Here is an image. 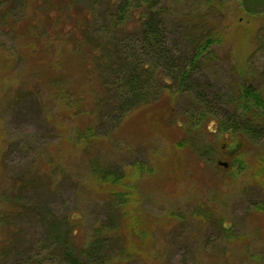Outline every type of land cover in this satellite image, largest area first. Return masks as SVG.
Masks as SVG:
<instances>
[{"label":"rangeland","instance_id":"rangeland-1","mask_svg":"<svg viewBox=\"0 0 264 264\" xmlns=\"http://www.w3.org/2000/svg\"><path fill=\"white\" fill-rule=\"evenodd\" d=\"M20 1L0 0V14L20 11L9 25H0V59H5L0 64V218H6L0 227V264H62L58 245L48 241L54 236L22 207L34 202L48 213L46 218L73 229L68 244L77 252L89 244L95 229L118 226L102 250L112 258L107 264H264V141L223 135L212 117L190 121L200 107L192 86L172 103L164 94L117 126L112 116L101 121L97 111L89 117L71 114L47 87V79L32 72V58L25 54L33 55L31 47L46 49L41 59L51 65L50 75L67 76L64 92L76 84L77 92L88 98L102 89L83 53L93 43H109L142 55L137 32L142 11L126 19L128 33H114L108 8L117 0H25L24 6ZM159 2L160 7L170 3L175 17L205 10L193 0ZM91 13L98 30L93 43L81 33ZM263 16L247 13L242 0H235L209 19L218 43L192 67L191 77L208 88L215 110L229 112V99L239 84L251 82L264 94V50L258 40ZM172 25L167 42L191 58L185 29ZM73 43L80 52L69 54ZM149 58L153 66L155 60ZM40 63L34 67L44 72ZM242 74L247 79L241 80ZM165 81L161 76L162 84L176 91L173 81ZM159 82L153 77L150 89ZM21 87L37 89L39 99L29 97L8 110L7 101ZM87 127L96 131L92 143ZM182 139L190 146L179 147ZM100 169L119 173L121 183L100 182ZM22 182L29 186L22 187ZM112 192L119 194L115 200ZM17 198L19 204L12 203Z\"/></svg>","mask_w":264,"mask_h":264},{"label":"trees","instance_id":"trees-1","mask_svg":"<svg viewBox=\"0 0 264 264\" xmlns=\"http://www.w3.org/2000/svg\"><path fill=\"white\" fill-rule=\"evenodd\" d=\"M196 1L199 3V9L201 6L205 8L204 11L201 8L203 12L200 11L194 14L190 11V13L177 15V17L174 16L175 11H173L170 3H166V6L160 7L159 0H138L133 6L130 0H117L116 3L109 4L108 11L110 13L111 23L114 26V33H117L119 30L127 32L123 25L126 19L129 15H133L135 10L141 9L143 15L137 19V32L142 41V55H138L139 57L131 55L132 53L130 54L132 49L129 54L124 52V48L121 46L123 48L121 49L119 44L106 43L101 46L98 43L94 44L93 41L96 39L95 36L98 35V32H96L98 30H95L91 24L93 19L91 13L92 18L90 16L87 18L88 25H82L81 33L85 39H91L93 44L91 47H86L87 49L83 53V56L85 57L84 62H86V65L88 66L90 64L93 70L97 72L98 85L101 86L100 89L102 90L93 94L90 93L91 95L88 98L83 93L81 95L77 92L79 87L76 84L69 86L67 88L68 92H64L63 83L67 76L50 75L51 65L48 62L42 61L44 59L42 56H44L43 53H46V49L45 51L38 52L35 48L31 47V54L33 55L25 54L27 58H32L29 60L31 63L28 61L26 63L32 65L29 66L32 72L39 74L36 75L37 78L47 79L45 80L47 81V87L51 91L54 90L56 92L57 99L63 102L65 106H69L71 108L70 113L74 115L82 113L88 116L93 114L94 111H97V117L101 121L112 116L117 126L134 110L155 104L162 99L164 94L170 98L169 100L172 103L178 99V96L187 87L192 86L197 90L195 99H197L200 107L198 110L196 108L197 111L190 112L191 116L188 117L190 121L193 122L196 120L194 122L202 123L203 119H205L204 117H212L213 120L211 122L215 121L213 124L216 125V130L223 135L230 133L233 135H241L240 137H248V139L256 142L264 141V94L257 90L251 82L248 85L239 84L237 92L229 99L228 113H223V110H215L210 103L211 94L208 93V88L202 87L201 83L193 82L191 77L192 67L207 55H211V50L218 43L215 38L216 28L209 25V19L214 20L216 14L221 13L222 10L227 8L235 0H193V2ZM20 2L22 6L27 5L25 0H21ZM89 12H91L90 9ZM16 15L0 14V25L3 23L4 25H9V22L15 19ZM172 23L174 27L185 29L183 31V37L190 43L188 55L191 58L186 59V54L184 56L182 52L171 47L167 42V28ZM260 31L261 34L258 36V40L262 50H264V26ZM68 37L70 40L72 39L71 34H68ZM80 49L79 44L73 43V47L66 51L69 54H74L75 50L80 52ZM52 50L54 51V46H52ZM99 54L101 55L99 56ZM13 55L18 57L20 53L14 52ZM149 56L155 60L152 63L153 66L150 64ZM4 60L0 59V64H3L2 61ZM38 60H41L40 64L43 66L44 72L42 69L37 68V65L34 67V63ZM87 66L83 67L86 69ZM79 69L84 70L81 67ZM246 71V74L249 75L250 69ZM112 73L114 77H112ZM161 76L165 83V80L173 81L177 86L176 91L172 92L168 90L169 86L167 88L164 83L162 84ZM153 77L160 79L156 89H150L152 84H149V82ZM244 78L245 76L242 74L240 79L242 80ZM15 91L16 95H13L12 99L10 98L7 101L8 110L21 107L20 104L29 97L33 100H38L40 95L39 91L34 88L24 90L21 87ZM201 107L202 109H200ZM91 128H86L88 143H92L96 135L95 129ZM178 146L189 147L190 143L188 140L182 139L178 143ZM262 158L264 159V156ZM263 159L260 164V171L264 169ZM239 163L242 166L245 164L243 160L239 161ZM96 177L100 182L111 183L112 185L120 184L122 180V175L120 176L119 173L116 174L109 169H100ZM24 184H28L29 186V183L22 182V187L26 188L27 185L24 186ZM118 195L112 192L110 198L115 200ZM17 201L18 198L12 203L19 204ZM22 207L33 213L38 219V224L42 223L46 232L54 236V238L50 237L48 241L58 245L57 250H59L62 264H107L112 259L103 255L102 250L108 247H106V243L111 238L110 233L114 232L118 226L109 225V227L102 226L100 229H95L91 235L89 244L80 252H77L68 244L70 243L69 237L73 236V229L70 226L67 225L64 228L62 225L58 226L57 221L46 218L48 213L40 209V206L35 202L33 205L30 204V206L24 203ZM18 214H21V212ZM4 219L6 218H0V227L5 221ZM11 219L13 218H8L7 221ZM62 236L64 237L63 240ZM47 244L49 245L48 242Z\"/></svg>","mask_w":264,"mask_h":264},{"label":"water","instance_id":"water-1","mask_svg":"<svg viewBox=\"0 0 264 264\" xmlns=\"http://www.w3.org/2000/svg\"><path fill=\"white\" fill-rule=\"evenodd\" d=\"M242 6L247 13L264 15V0H242ZM219 165L228 167L226 162H219Z\"/></svg>","mask_w":264,"mask_h":264}]
</instances>
